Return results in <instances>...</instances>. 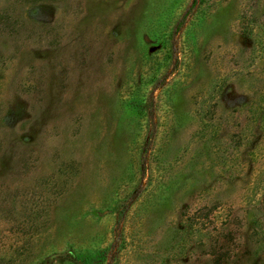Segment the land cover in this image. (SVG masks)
Listing matches in <instances>:
<instances>
[{
	"label": "rangeland",
	"instance_id": "374dc122",
	"mask_svg": "<svg viewBox=\"0 0 264 264\" xmlns=\"http://www.w3.org/2000/svg\"><path fill=\"white\" fill-rule=\"evenodd\" d=\"M0 264H264V0H0Z\"/></svg>",
	"mask_w": 264,
	"mask_h": 264
},
{
	"label": "trees",
	"instance_id": "16d2710c",
	"mask_svg": "<svg viewBox=\"0 0 264 264\" xmlns=\"http://www.w3.org/2000/svg\"><path fill=\"white\" fill-rule=\"evenodd\" d=\"M102 254H104V252H102ZM103 257H102V255L100 254V259L99 260H101ZM99 260H97V261H99Z\"/></svg>",
	"mask_w": 264,
	"mask_h": 264
}]
</instances>
